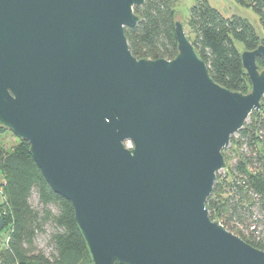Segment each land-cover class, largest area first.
<instances>
[{"label":"water","instance_id":"water-1","mask_svg":"<svg viewBox=\"0 0 264 264\" xmlns=\"http://www.w3.org/2000/svg\"><path fill=\"white\" fill-rule=\"evenodd\" d=\"M143 2L0 0V126L71 203L92 264H264L206 207L261 107L264 45L240 54L247 93L212 79L180 20L173 58H137Z\"/></svg>","mask_w":264,"mask_h":264},{"label":"trees","instance_id":"trees-1","mask_svg":"<svg viewBox=\"0 0 264 264\" xmlns=\"http://www.w3.org/2000/svg\"><path fill=\"white\" fill-rule=\"evenodd\" d=\"M235 1L257 13L264 32V0ZM179 3L180 0H144L134 7L139 20L124 29L132 55L149 59H171L176 55ZM183 24L189 28L186 35L212 79L227 89L249 92L251 84L240 54L264 45V35L260 38L241 16L221 15L207 0H197ZM236 42L242 43V49ZM256 63L264 69V58L257 57ZM5 131L8 130L0 126V214L2 229H8L5 243L0 246V264H92L71 203L48 185L28 152V142L17 138L15 144L5 146L1 138ZM227 150H231L234 161L221 170L225 172L223 184L219 181L221 171L216 173L213 191L206 200L209 216L264 251V96L260 109L250 113L223 149L225 161ZM33 195L37 206L31 204ZM251 225L256 228L251 230ZM47 227L52 230L51 251L45 254L35 249L34 240Z\"/></svg>","mask_w":264,"mask_h":264},{"label":"rangeland","instance_id":"rangeland-1","mask_svg":"<svg viewBox=\"0 0 264 264\" xmlns=\"http://www.w3.org/2000/svg\"><path fill=\"white\" fill-rule=\"evenodd\" d=\"M207 1L212 7L216 8L221 13V15L225 17H229L231 15H238V16L245 18L251 23L255 32L260 38H262V36L264 35V32L262 31L260 23H259V17L257 13L250 6L241 5L237 3L235 0H207ZM195 2H197V0H180L179 6L177 7V11H178L177 19H179L180 21H183L184 23V20L189 17V8ZM183 28H184L185 34H189V28L184 24H183ZM236 46L237 48L242 49V43L236 42ZM1 138L4 141L5 146L8 148L11 145L15 144L17 141V138L10 131H5L1 135ZM226 154H227L228 159L226 158L225 162H226V166L228 167L229 165L233 163L234 159L232 158L231 150H227ZM224 175H225V172L221 171L220 177H219L221 178L219 180L221 184H223L224 182L223 181ZM223 194L224 193H222V195ZM0 202H1V198H0ZM31 204L33 206L38 205L37 198L35 195L31 197ZM7 230L8 229L4 228L0 232V246L5 243V239L7 237V232H8ZM51 231H52L51 228L47 227L45 233L39 234L35 238L34 240L35 249L42 250L45 254H48L51 251V247L49 244V239H50L49 234L51 233Z\"/></svg>","mask_w":264,"mask_h":264},{"label":"built area","instance_id":"built-area-1","mask_svg":"<svg viewBox=\"0 0 264 264\" xmlns=\"http://www.w3.org/2000/svg\"><path fill=\"white\" fill-rule=\"evenodd\" d=\"M2 182H3V177H2V175L0 174V195H1V193H2ZM249 228H250L251 230H254L256 227H255V225H251Z\"/></svg>","mask_w":264,"mask_h":264}]
</instances>
